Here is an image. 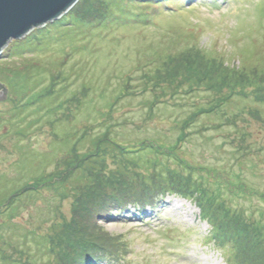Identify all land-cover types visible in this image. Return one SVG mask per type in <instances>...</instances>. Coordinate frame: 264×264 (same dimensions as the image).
<instances>
[{"label": "rangeland", "instance_id": "obj_1", "mask_svg": "<svg viewBox=\"0 0 264 264\" xmlns=\"http://www.w3.org/2000/svg\"><path fill=\"white\" fill-rule=\"evenodd\" d=\"M5 47L0 264H264V0H78Z\"/></svg>", "mask_w": 264, "mask_h": 264}, {"label": "water", "instance_id": "obj_2", "mask_svg": "<svg viewBox=\"0 0 264 264\" xmlns=\"http://www.w3.org/2000/svg\"><path fill=\"white\" fill-rule=\"evenodd\" d=\"M78 0H0V55L12 39L21 38L35 27L66 13ZM3 87V99L8 87Z\"/></svg>", "mask_w": 264, "mask_h": 264}, {"label": "trees", "instance_id": "obj_3", "mask_svg": "<svg viewBox=\"0 0 264 264\" xmlns=\"http://www.w3.org/2000/svg\"><path fill=\"white\" fill-rule=\"evenodd\" d=\"M120 13H117V16L119 15ZM20 47H17V49H19ZM27 80L28 79H25V81L27 82ZM34 82V81H33ZM17 85V83H14V85L12 84V86H9V90H11V92H13V90H14V86H16ZM25 85H27V83H25ZM262 90H263V93H264V87H262ZM52 94H53V92H50L49 91V93H48V96L49 97H51L52 96ZM47 96V94H44L43 96H41V100L42 99H44L45 97ZM10 98L9 99H11V95L9 96ZM233 97H240V98H243L244 100H246V99H251L252 98V96L250 95V94H247V93H235V95L233 96ZM256 97H258V94H256L255 93V98ZM259 100H261V101H264V97H261V96H259L258 98H257V101H259ZM18 112L16 113V114H19V112H20V108H18V110H17ZM200 113H202V112H200ZM200 113H197L196 115L198 116ZM195 119V116H194V118H193V120ZM181 123V122H180ZM188 123V122H187ZM180 126H181V124H180ZM181 129V128H180ZM182 133H183V130L181 129V135H182ZM171 143V142H170ZM160 144H163V142L162 143H160ZM164 146H166V148H169V146L168 145H164ZM153 149L157 152V154H161V153H163V154H165V155H168V156H172L173 154H175V151H172V149L170 150V151H166V150H162V151H160L157 147H156V149H155V147H153ZM141 150H143V149H139L138 151H141ZM161 152V153H160ZM118 153H120V151H118ZM122 154V153H121ZM123 155V154H122ZM139 158H140V156H139ZM148 165H146V167H148V169H150V166H151V163L149 162V163H147ZM171 173V172H170ZM167 190H169L170 192H172L171 191V187L170 186H168V185H163ZM25 190H26V188H25ZM14 197V196H13ZM13 197L8 201L9 203L8 204H10V203H12V201H13ZM133 199H135V198H133ZM120 206L122 205V204H119ZM126 207V205H123L121 208L123 209V208H125ZM118 209H120V208H118ZM2 225L0 224V227H1Z\"/></svg>", "mask_w": 264, "mask_h": 264}, {"label": "flooded vegetation", "instance_id": "obj_4", "mask_svg": "<svg viewBox=\"0 0 264 264\" xmlns=\"http://www.w3.org/2000/svg\"><path fill=\"white\" fill-rule=\"evenodd\" d=\"M0 82H1V81H0ZM0 89H1V91L4 90L3 87H0ZM3 97H4V94H3L2 92H0V99L3 98ZM7 97H9V93H8ZM7 97H6V98H7Z\"/></svg>", "mask_w": 264, "mask_h": 264}]
</instances>
